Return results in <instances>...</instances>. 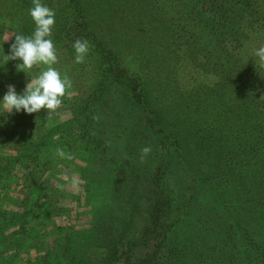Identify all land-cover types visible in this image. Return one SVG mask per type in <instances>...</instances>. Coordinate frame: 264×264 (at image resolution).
<instances>
[{
  "label": "trees",
  "instance_id": "obj_1",
  "mask_svg": "<svg viewBox=\"0 0 264 264\" xmlns=\"http://www.w3.org/2000/svg\"><path fill=\"white\" fill-rule=\"evenodd\" d=\"M67 1L55 22L66 45H45L41 21L23 17L17 44L0 54V264H264V0H197L185 9L196 35L183 40L173 18L153 21L138 0H121L139 33L165 26L147 35L165 60L186 46L198 73L184 83L192 72L177 62L169 81L179 86L161 84V106L94 31L85 0ZM68 48L87 52L99 80L80 100L65 92L76 85L62 66ZM96 103H114L118 122L131 117L133 136L142 129L153 171L139 176L134 140L118 157L114 123L97 119ZM98 153L117 164L99 179ZM176 167L194 191L174 186ZM202 196L214 199L207 208Z\"/></svg>",
  "mask_w": 264,
  "mask_h": 264
},
{
  "label": "rangeland",
  "instance_id": "obj_2",
  "mask_svg": "<svg viewBox=\"0 0 264 264\" xmlns=\"http://www.w3.org/2000/svg\"><path fill=\"white\" fill-rule=\"evenodd\" d=\"M137 2L139 3L138 7L142 10H145V13H148L150 18L154 19L153 21H155L156 19L165 21L169 17L173 18V24L175 25L173 26L175 39L183 40L190 38L191 35H196V33L192 34L191 31L192 17L188 15L185 9H187V7H190L191 5H194L197 0H138ZM85 3L91 9L89 13V20H91L90 24H92L91 26L93 27L94 31L100 36V38L108 43L107 45L109 48L119 54L124 65H126L131 70V72L141 75L145 84L150 86L151 98H153V101L155 103L158 102L160 103V106L162 105L163 91L161 90L162 88L160 86H162L161 84H164V81L170 83L171 90L172 88L174 89V87L176 88L177 86H179V84L174 83L173 78L169 81V77L173 76L174 71H176L175 67L177 66V62L179 65H183V68L186 69L185 72H192L188 74H180V78L184 81V83L186 82L185 77L194 76L196 79L198 78V73L193 71V69L191 68L192 63L187 60L188 58H186V46H182L185 49L181 50V53H183L184 56L180 58L176 57V60L172 59L171 61H168L165 60V58L163 57L164 54L160 53V49L158 50L157 46L155 45L153 40H155L156 38L151 39L149 38V36H147L148 34H150L155 35L154 37H160L162 33L166 32L167 30L165 29L164 25H161L162 23H160V25L161 29L164 30L163 32H159L160 30H157L156 28V31H150V33L148 32L147 34H141L139 33L138 29L136 30L134 26L132 27L131 21H126L124 19L127 12L124 11L121 0H100V2L98 0H85ZM66 7L68 8L67 0H0V54L2 55L7 49H13V47H15V45L17 44V37L19 36L18 20L22 19L23 17H30V19H32L33 21H41V31L46 34L47 38L45 45L47 44L50 48L53 49V46L63 47L64 45H66V39L61 40V37H57L58 29L56 27L57 24L55 25V22L58 20L56 18L60 16L61 10L65 8V14L70 12V9H67ZM34 11H37L38 16L36 14H33ZM52 18L56 20L52 21ZM169 20L170 25L172 24V21L170 18ZM140 27H143V25H137V28ZM144 27L146 28V26ZM205 37L206 35L203 39L208 41V36L206 38ZM42 40H44V38H41L39 41ZM64 51L65 53L61 54V58L64 61L62 66L64 68H70V71H67L66 75L69 77V80L70 78H72L71 83L76 84L74 87L69 85L67 87L68 90H65V92L70 97V99L74 98L80 100L81 98L87 97L89 93L92 92L93 84L95 83V81L96 85L99 81L97 73L96 77H94L95 64H93L92 58L87 55V52L72 53L69 48L64 49ZM57 53L58 52H56V54ZM75 66L77 70L74 69L71 71L72 67ZM83 67L85 70H87L86 73L82 72ZM12 78H14V76ZM76 81H78V83ZM111 95L112 97H115V95L117 96V91L113 89ZM73 102L77 101L74 100ZM70 105L71 104H69L68 106ZM110 108L111 106L107 108L103 104L101 105V103H96V111L98 115L97 119L99 120L103 118L105 119V121L109 120V123H114L110 126L116 129L117 135L115 141H113V144H115L116 152L118 151L119 153L118 157L120 156V154L123 155L126 150L127 152L125 154L128 153V151L130 150L128 146L130 142L134 140L133 146H131V148L133 149L132 152H134V156H137L138 162L137 160L135 162L131 160L130 162L134 164L133 168H135L136 162L138 163L137 169L139 168L138 170L141 172L139 176L143 177L151 170L153 171L158 164L155 163V160H153L157 159L155 158V152L151 146L146 145V143L143 141L141 128L137 129L136 135L133 136L135 123L131 117L129 119L123 117L121 121L118 122L117 117L114 118V103L113 109ZM109 110H111V113L109 112ZM69 113V111L65 110L62 112V116L64 118H68L70 116ZM98 156L100 157V159L99 161H96L95 165L97 178V174L100 175V170H113L117 165L113 163H103L101 159L109 157V154L104 156L103 154L98 153ZM206 166L207 164H203V168L206 169ZM122 167L125 170H130L128 169V166L126 164ZM189 173L193 176L192 179H194V181L200 180V178L195 174V171ZM172 175V183L174 184V186H179V188L183 189L184 192L194 191L187 188L190 184L188 183V179L186 177L187 174L183 175L179 168L176 167V169L173 170ZM98 182L100 185H104L103 179ZM142 186L143 183H140L138 187L140 188ZM78 189H80V187ZM195 197L198 198V194L195 195ZM213 200V198H210L208 196H202L199 203L200 205L203 204V206L207 208L208 206H210V204H212ZM198 209L199 207L197 208V210ZM182 232L185 233V236ZM188 232L191 233L189 227H184L181 231V236L186 237L187 239L189 237ZM194 239L195 238H191L189 240ZM190 242L191 244L193 243L192 241ZM214 243L215 240H212L210 244L205 245L206 249H212L214 247ZM203 248L204 247L202 246L196 245V253L194 255L196 259Z\"/></svg>",
  "mask_w": 264,
  "mask_h": 264
}]
</instances>
